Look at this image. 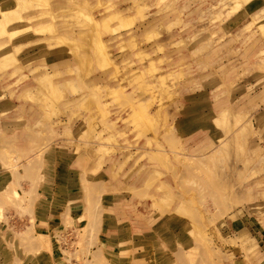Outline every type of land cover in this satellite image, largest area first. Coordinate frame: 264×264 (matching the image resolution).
<instances>
[{"label":"rangeland","instance_id":"1","mask_svg":"<svg viewBox=\"0 0 264 264\" xmlns=\"http://www.w3.org/2000/svg\"><path fill=\"white\" fill-rule=\"evenodd\" d=\"M0 12V264H264V0Z\"/></svg>","mask_w":264,"mask_h":264},{"label":"bare ground","instance_id":"2","mask_svg":"<svg viewBox=\"0 0 264 264\" xmlns=\"http://www.w3.org/2000/svg\"><path fill=\"white\" fill-rule=\"evenodd\" d=\"M1 13V17L4 18L5 13L0 12ZM2 20V19H1ZM0 20V22H1ZM1 24V23H0ZM3 32V33H2ZM2 35L5 34L4 30H2ZM8 61L7 58L4 59L3 61H1V63H4ZM175 140L173 138L168 137V143L173 146V142ZM13 160H10L5 166L3 165V167H8V168H13ZM96 188H85L84 191V202L87 205V224L86 227L89 228L91 230V233L94 232L96 225L98 224V220H99V216L98 213L96 211L97 209V195L96 193L93 191ZM97 191H99V189H96ZM68 224V219L66 218V224L65 226ZM39 245L35 246L34 249L32 248L33 252L36 254L39 250L37 249ZM94 255V256H93ZM93 259L96 260L97 259V255L93 254Z\"/></svg>","mask_w":264,"mask_h":264},{"label":"crops","instance_id":"3","mask_svg":"<svg viewBox=\"0 0 264 264\" xmlns=\"http://www.w3.org/2000/svg\"><path fill=\"white\" fill-rule=\"evenodd\" d=\"M84 197V196H83ZM98 200V199H97ZM70 205L74 204V203H68ZM101 208V207H100ZM100 208H97L96 211L98 213V216H99V220H98V224L96 225L95 227V230H94V234H99V233H104L106 228L101 224L102 222V219L100 218ZM83 215H80V211L78 212V209L77 208H72L70 207V213L69 214H65L63 217H62V221H61V226L64 227L65 224H66V218L68 219V224H71L72 221H78L80 220L81 218H83L84 220V225H85V230H88V232H91V230L89 228L86 227V224H87V205L86 203H84V206H83ZM67 224V225H68ZM66 225V226H67ZM104 237V235H102ZM102 240V243L104 242L105 244L109 241L107 240V238H103L101 239ZM107 245V244H106Z\"/></svg>","mask_w":264,"mask_h":264}]
</instances>
